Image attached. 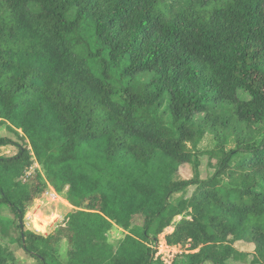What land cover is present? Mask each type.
I'll use <instances>...</instances> for the list:
<instances>
[{
	"label": "trees",
	"instance_id": "obj_1",
	"mask_svg": "<svg viewBox=\"0 0 264 264\" xmlns=\"http://www.w3.org/2000/svg\"><path fill=\"white\" fill-rule=\"evenodd\" d=\"M3 125L0 232L41 264H166L179 216L165 240L191 244L187 264L244 260L240 240L264 264V0H0ZM47 182L77 210L43 236L24 216Z\"/></svg>",
	"mask_w": 264,
	"mask_h": 264
},
{
	"label": "rangeland",
	"instance_id": "obj_2",
	"mask_svg": "<svg viewBox=\"0 0 264 264\" xmlns=\"http://www.w3.org/2000/svg\"><path fill=\"white\" fill-rule=\"evenodd\" d=\"M153 77V73H146L144 75H141L139 79H142L144 81H149ZM0 136H9L15 138L14 132H12L7 125H3L0 127ZM216 143V140L213 136H207L199 145V150H204L208 149L210 147H213V145ZM18 149L15 146H4L0 147V157H9L14 155ZM198 155L199 160H200V175L201 178H207L209 177L214 170L211 169L209 165V158L206 155H202L199 152L195 153ZM34 161L33 164V169L31 171H38L42 170V167L40 166V169L38 168L39 166L35 163ZM194 176V164H187L183 165L182 168L179 171V176L180 178L183 179H190ZM195 187H190L186 192L181 193L176 195V199L181 198V197H188L190 196ZM67 191V188L65 189ZM65 193V192H64ZM63 200H66L64 194H61ZM67 201H59L55 199H49V198H43L40 200H35L30 206H28L26 213L27 212H33L39 216L41 214L42 221H40L41 226H45V222L49 223V226H47L46 229V234L45 235H50L52 233H55L56 230L65 223H67L68 217L70 213L74 212L77 210L76 207H74L72 204ZM84 208H87V206H84ZM2 214L6 217H9L13 219L14 215L10 213L7 209L2 210ZM59 215L62 218L61 219H56L55 217ZM65 219V220H63ZM182 219V216L177 217L174 220V223L171 227L167 228L166 231L161 235L160 241L157 244L158 250L160 252V248H163V242L165 241V236L168 233H171L173 231L174 226ZM63 220V221H62ZM24 223L26 229H31L32 230V225L29 226V222L26 219V214L24 218ZM9 235L4 236L0 232V244L6 249L7 253L10 255L8 264H41V262L36 259L35 257H31L28 255L25 250L23 249V246L21 244V241L19 239L20 237V231L16 229L15 226H11L9 228ZM127 232L121 228L118 225H113L112 228L110 229L108 233L109 241L113 245L114 248H117V245L119 241L125 236ZM176 247L173 251L171 252H164L161 254L162 257L165 258L166 264H187V255L196 252L191 249V244L187 243L184 245H179V246H174ZM234 247L243 253L245 256L244 260H235V259H230L228 261V264H254L253 261V253L255 249V245L243 240L237 241L234 243ZM69 246L66 240H63L60 244V253L62 256H64L68 250ZM205 264H213L212 262H206Z\"/></svg>",
	"mask_w": 264,
	"mask_h": 264
},
{
	"label": "built area",
	"instance_id": "obj_3",
	"mask_svg": "<svg viewBox=\"0 0 264 264\" xmlns=\"http://www.w3.org/2000/svg\"><path fill=\"white\" fill-rule=\"evenodd\" d=\"M35 163L39 166L38 168L40 169V165L37 162H35ZM31 169H33V165L26 171V174H25V177H24V181H27L35 173V171L34 172L31 171ZM43 198L55 199V200L65 201V202L68 201L67 199L63 200L61 193H59L54 188V186L51 185L49 182H47V187L45 188V190L41 193V195L36 200H40V199H43ZM25 214H26V219L29 222L28 225L29 226L32 225V227H31L32 230L31 229H29V230H31V231L39 234V235L47 236V235H45L46 234L45 232H46L47 226H49V223L45 222V226L44 225L43 226L40 225V221H42L41 214L39 216H37L35 211L27 212ZM24 218H25V216H24ZM55 218L56 219H61L62 217L57 215ZM63 220H65V219H63ZM65 225H66V223H65ZM65 225H63V226H65ZM163 243H164L163 244V248L162 247L160 248V252L157 251V255L158 256H161V254L164 253V252H171V251H173L176 248L174 246L168 245L166 240ZM156 249L158 250V247H156ZM161 259L164 262H167V261H165V258L162 257V256H161Z\"/></svg>",
	"mask_w": 264,
	"mask_h": 264
}]
</instances>
